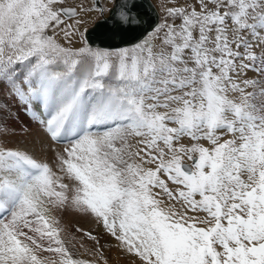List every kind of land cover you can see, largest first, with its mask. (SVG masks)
Segmentation results:
<instances>
[{"label": "snow or ice", "instance_id": "1", "mask_svg": "<svg viewBox=\"0 0 264 264\" xmlns=\"http://www.w3.org/2000/svg\"><path fill=\"white\" fill-rule=\"evenodd\" d=\"M78 11L0 0V264H90L57 210L92 216L133 264H264V0L176 4L114 51ZM117 22H143L137 0ZM14 109L64 147L9 146Z\"/></svg>", "mask_w": 264, "mask_h": 264}, {"label": "bare ground", "instance_id": "2", "mask_svg": "<svg viewBox=\"0 0 264 264\" xmlns=\"http://www.w3.org/2000/svg\"><path fill=\"white\" fill-rule=\"evenodd\" d=\"M71 1L74 0H69V2ZM108 1L110 2V0ZM98 3L102 4L98 0H95V4ZM78 19L84 21V23L79 25L81 29V27L87 23L88 20L85 15L79 16ZM66 22L73 23L74 21L68 20ZM59 39L71 47L82 45V40L75 38L72 39L71 43H68L62 32L59 34ZM17 114L18 118L11 121L12 130H14L15 134L10 136L7 140L9 146L31 147L33 140L38 146L41 142H43V159L45 160L51 158V153L48 151L49 146L56 151H59L60 148L64 147V145H58L57 143H53L49 140L44 126L38 123L32 112L25 114L21 109H14L11 113L13 117H17ZM53 215H55L59 220V226L63 229L61 237L66 241V246L69 249H72V253L76 258L87 261L90 260V264L91 262H94V264H101L100 261H105L109 258V256H111V248L105 250L99 248L103 253L97 251V241L98 243L102 242L104 244L111 245L114 238L111 237L102 225L97 223L92 216L71 210H57L53 213ZM49 219H51V217H49ZM90 227H92V229ZM77 229L80 231H77ZM85 233L94 235L96 240L90 239L85 235ZM74 241L77 245L73 243ZM115 249L116 250L112 253L111 257L116 263H121L122 258L132 255L124 253L117 246Z\"/></svg>", "mask_w": 264, "mask_h": 264}, {"label": "water", "instance_id": "3", "mask_svg": "<svg viewBox=\"0 0 264 264\" xmlns=\"http://www.w3.org/2000/svg\"><path fill=\"white\" fill-rule=\"evenodd\" d=\"M124 0H116L109 14L103 16L86 31L92 47L118 49L141 42L149 32L160 23V13L152 0H137V10L143 22L132 27H122L117 22V13ZM98 6V4H96Z\"/></svg>", "mask_w": 264, "mask_h": 264}, {"label": "rangeland", "instance_id": "4", "mask_svg": "<svg viewBox=\"0 0 264 264\" xmlns=\"http://www.w3.org/2000/svg\"><path fill=\"white\" fill-rule=\"evenodd\" d=\"M98 1L102 3V5L104 7L103 13L106 15V14H108L109 9L112 7V5H113L115 0H110V2L108 0H98ZM187 2H190V0H154V3L156 4V6L158 7V9L161 12V23H163L165 21V19H166V13H167V8L168 7L174 6L176 4H179V5L182 6L185 3H187ZM65 4H66V6H71V7H74V8L79 10L77 18L79 16H81V15H85L86 16V19L88 20V22L85 23L81 27V32H84V34H85V30L89 26L94 24V22L97 21L101 17V11L99 10V7H97L95 5V0H74V1H71V2H69V0H65ZM65 20L68 21L67 17H65ZM177 23H179V21H177ZM144 39H150L149 35H147ZM61 42L64 43L63 41H61ZM66 45L68 47H71L68 44H66ZM81 46H83V41H82V45ZM81 46L72 47V48H79ZM129 47H131V46H129ZM94 48H97V47H94ZM98 49H102L103 50V48H98ZM112 51H114V50H112ZM187 142L188 141L185 140V143H187ZM90 228L92 229V227H90ZM85 231H88V230H85ZM73 243L77 245V243L75 241ZM116 246H117V241H115V239H114V241H112L111 245L99 242V243H97V251L102 252L100 250L101 248H102V250L111 248V256H112V253L116 250L115 249ZM70 251L72 252V249H70ZM111 256H109V258H107V260H105L106 264H133L134 257L132 255H128V256H125L124 258H122L123 260L121 259V263L114 262L112 260ZM74 258H76V257L74 256ZM88 261L90 262V260H88ZM105 261L102 260V261H100V263L101 264H105Z\"/></svg>", "mask_w": 264, "mask_h": 264}]
</instances>
